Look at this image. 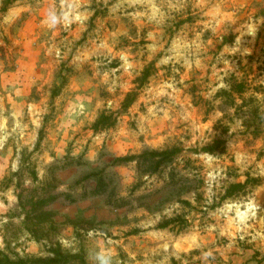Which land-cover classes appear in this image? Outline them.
<instances>
[{
    "label": "rangeland",
    "instance_id": "obj_1",
    "mask_svg": "<svg viewBox=\"0 0 264 264\" xmlns=\"http://www.w3.org/2000/svg\"><path fill=\"white\" fill-rule=\"evenodd\" d=\"M56 249L264 264V0H0V250Z\"/></svg>",
    "mask_w": 264,
    "mask_h": 264
},
{
    "label": "trees",
    "instance_id": "obj_2",
    "mask_svg": "<svg viewBox=\"0 0 264 264\" xmlns=\"http://www.w3.org/2000/svg\"><path fill=\"white\" fill-rule=\"evenodd\" d=\"M8 9V6L4 7L3 11H6ZM149 74V71H147L144 75V79L146 78V76ZM64 84V82L62 81V85ZM61 87V86H60ZM131 93H129V98L127 99V106H130L131 104H133V102L135 101V98H131ZM110 119V116L107 115H102L100 120L97 122V124L95 125V129L99 128L100 125H104L106 124V120ZM217 151V147L214 146H209L205 148V152L210 153V154H214ZM179 153L178 149H171V150H166V151H151L149 153L143 154L142 156H140V160L139 162L141 163L140 165H147L149 164L151 166V168L157 169L159 168L161 165L168 163L170 161H172V159L175 157V155ZM125 161H127V159H123ZM32 176L34 177V179L36 180V173L35 171H32ZM255 182L254 184H256V182H258L257 179H251L250 177L247 178V180L243 183H234L230 186V188L227 190V193L225 195V197H230L233 196L236 192L243 190L244 188H246V186L249 184V182ZM19 203L21 205V209L24 212V210H27L28 205L26 206V204L23 203L22 201V195H19ZM55 196L50 195L48 197H44L41 199H37L36 201L32 200L30 201V211H26L27 216H29L32 212H34V210H36V208L38 206H43L45 205L47 202L51 201L52 199H54ZM168 225V223H167ZM55 254V258H52L47 264H62L61 261L62 260H67V258L65 257V255L62 254V252L60 251V249H56L53 251ZM65 258V259H63ZM0 264H34L33 262H30L28 260L22 259V258H17V260H11L10 256L5 253L4 251L0 250Z\"/></svg>",
    "mask_w": 264,
    "mask_h": 264
}]
</instances>
